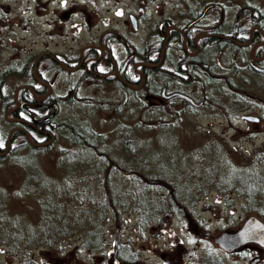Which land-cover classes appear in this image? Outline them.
I'll use <instances>...</instances> for the list:
<instances>
[{
  "label": "rangeland",
  "instance_id": "374dc122",
  "mask_svg": "<svg viewBox=\"0 0 264 264\" xmlns=\"http://www.w3.org/2000/svg\"><path fill=\"white\" fill-rule=\"evenodd\" d=\"M158 1L160 0L149 2L151 10L155 3L158 4ZM249 1L257 4L259 9L264 7V0ZM116 4L119 5L120 31L124 33L129 29L132 31V22L128 13L132 9L134 0H119V3H116L115 0H95V7L92 3L88 6L90 12L94 8L97 10L94 19L98 22L95 26L104 27L100 21L103 19L102 16H108L110 8L116 7ZM228 9L230 12L227 10L226 19L233 20L237 12L236 7ZM165 10L166 13H169L175 9L166 6ZM215 18L219 19L220 14L211 10L201 24L209 23ZM200 31H204V28H200ZM146 32L147 29L143 24L139 33H129V35L135 43L142 44L147 40ZM88 40L89 34L81 38L41 36L38 43L40 47L49 45L60 50L72 48V51L78 53L80 47ZM32 41L33 39L30 37L17 39V44H14L10 49L13 51L22 47L24 52H28L31 50ZM245 49V56H250V48ZM233 50V48L224 50L220 55L215 56L214 60L222 68H227L228 65L236 62L235 57L238 55ZM6 57L0 55V61L3 62ZM200 72V78L206 79L203 76L204 72ZM91 78L89 77L88 80ZM259 79V84H264V76H260ZM98 81L101 82V80ZM0 83L4 91L10 87L14 91L16 77L9 76ZM200 83L207 87L205 83ZM217 84L220 89L214 88L213 90L220 93L224 103L227 104L226 100L235 94L240 95L244 102L231 106L247 107L233 109L230 112L220 109L212 110L206 106L195 107V104L187 108L188 105L181 100L175 102L174 107L166 105L162 109L157 104L158 101L153 100L152 104L148 102L149 107L153 106L149 115L146 111L136 113L135 110L139 105H135L131 100L128 104L119 101L112 102L108 98V95L112 94L111 91L98 92L100 96L96 99L87 96L85 101H73L74 103L71 101L65 104L58 117L59 121L70 125L71 119H74V124L87 120L99 136L94 149L81 151L79 149L86 147L85 144L67 137L66 133L70 131V128L64 126L52 145L42 151L35 152L36 161L53 181L51 184L57 191V194L49 193L51 197L53 195L57 204L52 212L55 213L58 207H63L65 213L69 212L66 220L70 226L69 231L62 232L64 234L54 242H46L39 237L38 220L41 215L39 191H34L33 194L19 191L27 173L20 160L12 159L15 152L25 156L31 150L28 147L20 150L15 149L12 155L0 159V198L3 199L0 201V209L6 212L5 217L0 216V218L2 217L0 225L3 228H9L10 216L11 221L15 224L23 225V222H26L27 227L23 229L26 231V239L29 237L27 232L29 228L33 227L37 231L27 244L20 245L21 248H12L9 241L1 240V264H165L166 261L169 264H249L252 256L260 253L258 258L263 259L264 264V248L259 244L250 242L233 251H227L214 238L223 231L238 229L250 214H257L245 207V195L222 190L214 183H207L196 193V204L195 199L192 203L193 210L187 213L182 212L181 206L176 202L171 210L162 212L157 219L149 221L145 226L139 224L140 212L134 208V205L127 207L122 203L116 204L115 196L113 195L112 200L110 197L109 188L112 181L122 190H127L128 185L126 184L129 182L127 180H131L132 177H124L128 175L117 166L124 165L131 154L127 144L135 143L133 141H136L138 137L143 139L144 144L140 146V153L148 161L157 155L159 159H163L167 163L186 167L190 165L197 167V162L200 165L204 156L209 157L208 154L216 157L217 154L214 155L213 148L217 142L222 146L223 152L228 158L233 156L235 159L243 161L250 158L255 152L264 155V105L262 107L260 99H252L250 102V98H246L245 91L247 90L240 91L236 86H229V95L224 96L227 83L217 82ZM211 85L213 83L208 87ZM198 86L200 87L199 83ZM208 87L207 90H209ZM234 88L238 90H234ZM89 89L91 88L88 86L84 87L82 94H88ZM119 90L121 91V88ZM139 93L142 95L141 92ZM226 97L229 98L225 99ZM118 100L122 101L123 98ZM246 101L250 103L247 104ZM182 106L185 108L181 109ZM154 111L164 114L166 122H171L172 126L169 128L174 130L162 131L156 127L146 128L145 122L151 120V116L155 117L154 119H159L152 113ZM243 114H255L260 119H246ZM177 119L179 120L176 121ZM70 155L77 158V162L81 161L84 164L83 166L79 165L76 174H70L69 169L64 166L67 162L71 163L67 160ZM218 155L220 159H223L221 154ZM71 160L72 158H70ZM96 163L101 167L91 171ZM119 171L122 172L120 176L112 175ZM261 172L264 173V165L261 167ZM110 175H112V181L109 178ZM137 178L142 179L141 177ZM194 180V177H190L186 182ZM167 193L171 195L170 191ZM102 201L103 204L100 205ZM164 203L167 206L166 200ZM99 205L104 207L103 211ZM102 212L103 216L99 219L100 221L95 222V216ZM257 215L264 220V216ZM92 224L94 228L99 229L98 233L101 237V246L97 248L93 245L99 240L87 235L90 232L88 230L92 229H89ZM194 229L195 234L193 233ZM117 243H126L130 253L136 255L135 260L127 262L118 258L114 247ZM209 255L213 257H207Z\"/></svg>",
  "mask_w": 264,
  "mask_h": 264
},
{
  "label": "flooded vegetation",
  "instance_id": "af4514ba",
  "mask_svg": "<svg viewBox=\"0 0 264 264\" xmlns=\"http://www.w3.org/2000/svg\"><path fill=\"white\" fill-rule=\"evenodd\" d=\"M94 2L68 0L65 6L63 0H0V55L7 56L0 61V81L16 77L14 91L12 87L4 91L0 83V140L4 141L0 158L15 149L52 145L57 132L50 125L58 120L64 105L85 101L87 96L96 99L98 92L111 91L112 102L130 101L141 92L150 103H195V60L203 37H235L240 43H234L244 48L264 44L253 42L264 40V28L254 22L255 4L249 0H160L153 10L151 0H134L128 13L132 31L126 33L119 28L118 4L102 16L104 27H96L97 10L88 8L91 3L95 7ZM166 6L175 10L166 13ZM229 7L237 10L233 20L226 19ZM211 10L220 18L201 24ZM143 24L147 40L137 44L129 33H139ZM87 34L89 40L78 53L38 43L41 36L81 38ZM24 37L33 39L31 50L11 51L17 39ZM263 57L255 54L252 59L258 62ZM86 86L91 89L82 94ZM260 255H253L249 264H263Z\"/></svg>",
  "mask_w": 264,
  "mask_h": 264
},
{
  "label": "trees",
  "instance_id": "16d2710c",
  "mask_svg": "<svg viewBox=\"0 0 264 264\" xmlns=\"http://www.w3.org/2000/svg\"><path fill=\"white\" fill-rule=\"evenodd\" d=\"M252 8L254 9V22L258 23L264 28V7L259 9L257 4H255V6ZM230 48H233V51H236L238 55L235 57L236 62L232 63L230 66L228 65L227 68H222L214 60L215 56L220 55L224 50H229ZM245 50L246 49L240 45H235L233 42L227 40L217 39L214 36L201 38L199 58L195 60V64H197V71H195V81L196 84H200V87L197 85V87H195V103L185 102V104L188 105L187 108L195 104V107L206 106V108L212 110L220 109L224 110L225 112H230L233 109H244L247 107L231 106L235 103L239 105L240 103L244 102L240 95L235 94L233 97L226 100L227 104L224 103L220 93L213 90L214 88L220 89V86L217 84V82H220L221 84L227 83V88L223 93L224 96L226 94L229 95V88L231 86H236L240 91L244 89L247 90L245 91L247 94L246 98L249 97L250 102H252V99H260V103H262L261 105L263 107L264 84H259L258 79L260 76H264V58L258 62L254 61L252 59V55L245 56ZM256 54L263 55L264 47L260 46ZM200 71L204 72L203 76L206 77V79L203 80V78H200ZM200 82L205 83L207 87L211 83H213V85L208 87L209 90H207V87L203 86V84ZM237 88H234V90H238ZM252 89L255 91L252 92ZM134 96L135 97L131 100V102H134L135 105H139L138 107L136 106L137 108L135 112L138 113L141 111H146L150 115L153 106L149 107L148 102L144 101L143 96H140V94L136 93ZM243 97H245V95H243ZM227 98L229 97H226L225 99ZM249 101H246V103L249 104ZM128 102L129 101L123 103L128 104ZM152 103L153 102H151V104ZM157 104H159L160 107L164 109L163 107L166 105L169 107H174L175 102H168L164 104L158 101ZM182 107L183 108L181 109L185 108L184 106ZM152 113H154V116L158 117L159 119H154L155 117L151 116V120L145 122L146 128L156 127L162 131L173 129L169 128L172 126L171 122H166L164 114H162L160 111H154ZM79 119H81V117H79ZM73 120L74 119H71L70 125L57 120L54 122V124H52V127L50 125V129L55 128L57 136H59L62 128L64 126H69L70 131H67V137H70V139L72 138V140L76 139L78 142L85 144L86 147L80 148L79 150L91 151V149H94L97 145L96 140L99 138L98 132L91 128L87 120H84V122L78 121V124H74ZM178 120L179 119L176 121ZM175 137L177 138L176 133ZM133 142L135 143L129 142V144H127L130 148V156L127 158L123 166H117L118 169H121L128 175L124 177H132L131 180H127V182L129 181L126 184L128 185L127 190H122L120 186H117L116 183L111 180L113 183L111 182L112 185L110 186L109 191L111 193V200L113 195L115 196L116 204L122 203L127 207H132L134 205V208L140 212V225L145 226L149 221L157 219L162 212L167 211L168 209L171 210L174 206V203L176 202L181 206L182 212L187 213L188 211L193 210L192 203L195 199L196 204V193L199 192L201 187L207 183H214L222 190L234 191L238 192L240 195H245V207L249 211L264 216V173L261 172V167L264 165V155L255 152L250 158H247V160L243 161H239L233 156L228 158L223 152L224 149L222 146L217 142L213 148L214 155L215 153L217 154L216 157L208 154L209 157L204 156L200 165L199 162H197V167H191V165L186 167L177 165L175 163H167L165 160L159 159L157 155L153 156V158L148 161L140 153V146L144 145L143 139L138 137L136 141L134 140ZM47 147L48 146L39 148L31 147L29 148L31 151L27 152L25 156L19 155L15 152V154L12 156V159L15 161L20 160L23 169L27 173L26 179L24 180L23 184H21L19 191H27L31 192L32 194L34 191H39L38 199L41 202V215L38 220L39 237L46 242H54L55 240H58L64 233L69 231L70 226L66 221L67 217L69 216V212L65 213L63 207H58L56 209L57 214L56 212H52L54 211L57 204L54 201L55 198H53V195L51 197L49 193L57 194V191L52 186L53 181L48 177V174L43 171L41 166L36 161L35 155L36 151H42ZM200 152L203 153L204 151ZM218 154H221L223 159H220ZM70 158H72L71 161ZM67 160H69L71 163L69 164L67 162L64 164V166L69 169L70 174H76L79 165H84L81 163V161L77 162L76 160L78 159L72 155L68 156ZM99 167L101 166L96 163L91 168V171H95L97 170L96 168L99 169ZM87 170L90 169L87 168ZM121 174L122 172L119 171L112 175L120 176ZM93 176L96 175L93 174ZM137 177H141L142 179H138ZM190 177H194L195 180L193 182L189 181V183H187L186 181L189 180ZM47 179H50L52 182ZM167 191H170L171 195H169ZM2 200L3 199L0 201ZM165 200L167 206H165ZM102 204L103 201L100 202V205ZM103 209L104 207H101L102 211ZM0 216H6V212H4L3 209H0ZM102 216L103 212L100 215H96L95 222H99V219ZM11 220L12 219L9 216V228H3L0 225V241H9L12 248H21L20 245L23 243L27 244L30 241L29 239L35 235L34 233H36L37 230L33 227L29 228L27 231L29 233V237L26 239V231L23 230L27 227L26 222L24 221L23 225H20L15 224ZM93 224L89 228H92L93 230H88L90 232L87 235L88 237H93L95 240H99L93 245L95 248H97L101 246V237L98 233L99 229H96V227L94 228ZM114 247L116 256L121 260L127 262L135 260L136 255L134 253H130L129 247L126 243H117ZM211 256L212 255H209L207 257Z\"/></svg>",
  "mask_w": 264,
  "mask_h": 264
},
{
  "label": "water",
  "instance_id": "95a60500",
  "mask_svg": "<svg viewBox=\"0 0 264 264\" xmlns=\"http://www.w3.org/2000/svg\"><path fill=\"white\" fill-rule=\"evenodd\" d=\"M246 119L259 120L255 114H244ZM215 241L228 250L232 251L248 242H257L264 247V220L256 214H250L242 225L234 231H223L215 236Z\"/></svg>",
  "mask_w": 264,
  "mask_h": 264
},
{
  "label": "bare ground",
  "instance_id": "6f19581e",
  "mask_svg": "<svg viewBox=\"0 0 264 264\" xmlns=\"http://www.w3.org/2000/svg\"><path fill=\"white\" fill-rule=\"evenodd\" d=\"M233 36V35H232ZM255 40V41H254ZM253 40V42L255 43L256 41H263L264 42V40L262 39V38H258V39H254ZM227 41H230V42H233L234 43V41H237L236 43H240V40H237V38H235V37H228L227 38ZM262 42V43H263ZM235 44V43H234ZM236 45V44H235ZM260 46H262V47H264V44L263 45H259L258 47H255V48H253V45L252 44H250L249 45V48H250V54L252 55V56H255V54H256V52L258 51V48L260 47ZM257 55V54H256ZM259 56V55H258ZM261 56V55H260ZM264 58V57H263ZM262 60V59H261ZM143 89H144V87H143ZM142 89V90H143ZM111 180H112V177L110 176L109 177Z\"/></svg>",
  "mask_w": 264,
  "mask_h": 264
},
{
  "label": "snow or ice",
  "instance_id": "6c2138e0",
  "mask_svg": "<svg viewBox=\"0 0 264 264\" xmlns=\"http://www.w3.org/2000/svg\"><path fill=\"white\" fill-rule=\"evenodd\" d=\"M68 0H63L64 5H67ZM121 15L123 14L122 12L120 13ZM39 87V85H37ZM21 115H24V113H21ZM4 146V141L0 140V147Z\"/></svg>",
  "mask_w": 264,
  "mask_h": 264
}]
</instances>
